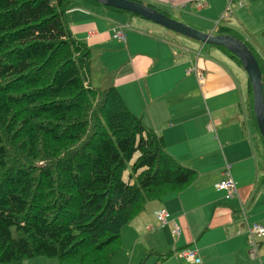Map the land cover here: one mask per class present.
<instances>
[{
  "label": "trees",
  "instance_id": "trees-1",
  "mask_svg": "<svg viewBox=\"0 0 264 264\" xmlns=\"http://www.w3.org/2000/svg\"><path fill=\"white\" fill-rule=\"evenodd\" d=\"M73 1L0 0V264L38 255L113 264L122 228L145 203L197 177L114 86L90 85L89 47L65 21ZM253 54L264 99V60ZM249 95L255 122L250 86Z\"/></svg>",
  "mask_w": 264,
  "mask_h": 264
},
{
  "label": "crops",
  "instance_id": "crops-1",
  "mask_svg": "<svg viewBox=\"0 0 264 264\" xmlns=\"http://www.w3.org/2000/svg\"><path fill=\"white\" fill-rule=\"evenodd\" d=\"M140 1L204 32H216L223 25L234 35L247 36L233 15L221 20L226 0H175L174 5L168 0ZM260 1L234 7L235 18ZM65 19L74 37L90 47V84L97 86L93 78L115 86L128 109L162 138L167 153L197 173L182 191L148 201L122 228L123 241L127 238L125 264H154L164 252L171 257L161 264H191L172 255L184 248H196L200 264H264V236L259 240L260 258L248 251L247 227L264 225L259 168L264 155L249 108L248 80L238 61L221 48L202 49L148 19L85 0H76ZM119 24L124 26V43L112 37ZM257 51L264 57L260 48ZM194 66L202 71V79L191 69ZM226 165L237 191L230 198L215 188L226 177ZM158 208L170 213L171 221L164 226L156 222ZM171 222L181 226L177 237L170 233Z\"/></svg>",
  "mask_w": 264,
  "mask_h": 264
},
{
  "label": "water",
  "instance_id": "water-1",
  "mask_svg": "<svg viewBox=\"0 0 264 264\" xmlns=\"http://www.w3.org/2000/svg\"><path fill=\"white\" fill-rule=\"evenodd\" d=\"M105 6L125 10L142 16L174 33L190 38L202 44L218 45L235 55L251 84L252 111L257 129L264 143V99L262 88V74L253 52L238 37L232 34H214L203 32L184 22L167 16L152 7L136 0H93Z\"/></svg>",
  "mask_w": 264,
  "mask_h": 264
},
{
  "label": "rangeland",
  "instance_id": "rangeland-1",
  "mask_svg": "<svg viewBox=\"0 0 264 264\" xmlns=\"http://www.w3.org/2000/svg\"><path fill=\"white\" fill-rule=\"evenodd\" d=\"M247 7H246L247 12L243 14V16H236L237 19L235 18V12L230 13L229 15H233V19H235V23L238 25L243 35H247L251 37V39L255 41L256 46L260 48L262 52L264 53V39H263L264 34L262 33L264 31V0H261L259 2V6L252 8V10H249ZM259 7H260V10H259ZM229 15L227 16V18L229 17ZM172 17L181 22V17H179L178 15L172 14ZM258 26H260V28L256 32L255 28H257ZM178 36H181V38L189 42L190 41L195 42L193 44H195L197 47L201 45L200 42H196L195 40L184 37L180 34H178ZM249 44L253 48V50L257 53V51L255 50V46L251 42H249ZM92 83H94L98 87H103L105 85L102 81L95 80L93 78H92ZM260 143H261L262 152L264 155L263 141L261 138H260ZM126 242H127V238L124 237V241H123L122 235H121V243H120L121 248H120L119 253L118 254L116 253V255L114 256V264H125L126 259L124 256V252L125 250H127ZM122 256L124 258V261L122 259ZM170 257H171L170 255H167L166 257L161 256L160 259L162 262H165V260L169 259ZM18 264H71V263L61 262L57 258H51V257H47L44 255H38V256L31 257V258L23 259L22 261L18 262ZM126 264H129V262H127Z\"/></svg>",
  "mask_w": 264,
  "mask_h": 264
},
{
  "label": "built area",
  "instance_id": "built-area-1",
  "mask_svg": "<svg viewBox=\"0 0 264 264\" xmlns=\"http://www.w3.org/2000/svg\"><path fill=\"white\" fill-rule=\"evenodd\" d=\"M238 4L239 5L241 4V0H239ZM116 36L120 39H123V34L120 31L116 33ZM228 171H229V168H228ZM216 187L218 190L226 191V196H230L231 194L236 192L235 182L230 177H227L226 179L222 180L220 183L216 185ZM167 216H168V213L162 210L158 214V219L160 222H162L167 218ZM176 231H177V228L173 232H176ZM248 233L250 236L251 243L255 246L254 237L264 234V226L253 223L251 226L248 227ZM183 255L188 259L198 261L195 258V255H196L195 251H187V252H184Z\"/></svg>",
  "mask_w": 264,
  "mask_h": 264
}]
</instances>
